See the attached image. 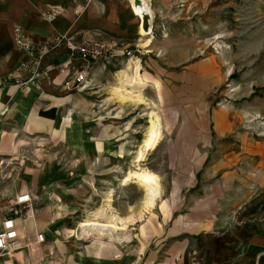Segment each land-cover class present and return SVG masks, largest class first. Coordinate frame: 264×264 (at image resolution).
Wrapping results in <instances>:
<instances>
[{
    "label": "rangeland",
    "instance_id": "374dc122",
    "mask_svg": "<svg viewBox=\"0 0 264 264\" xmlns=\"http://www.w3.org/2000/svg\"><path fill=\"white\" fill-rule=\"evenodd\" d=\"M148 3L150 52L135 47L137 34L123 41L129 56L100 69L96 86L85 95L63 98L61 116L55 109L50 121L27 137L25 142L34 145L15 154L23 164L0 184L4 199L26 187L36 199V216L21 230L30 246L23 252L24 264L52 263L56 250L47 235L71 247L70 255L109 254L117 264H235L215 260L204 243H236L237 237L246 240L263 229L264 217L258 214L264 211V0ZM132 58L138 59L146 84L140 91L146 105L121 104L112 96L114 73ZM70 110L71 118L64 119ZM151 111L159 118L162 137L140 166L159 177L162 194L140 215L142 191L133 184L120 187V181L132 169ZM41 172L53 174L54 180L32 187L27 177ZM49 188V202L74 211L54 218V223H67V230L47 229L54 227L43 210ZM110 191L108 205L116 215L132 217L125 239H81L82 220L106 205ZM37 231L46 235L40 247L33 242ZM231 252H242L238 242Z\"/></svg>",
    "mask_w": 264,
    "mask_h": 264
},
{
    "label": "crops",
    "instance_id": "0c3cea01",
    "mask_svg": "<svg viewBox=\"0 0 264 264\" xmlns=\"http://www.w3.org/2000/svg\"><path fill=\"white\" fill-rule=\"evenodd\" d=\"M138 24V18L132 14L129 0H0V155L11 156L22 153V146L34 145L25 142L28 140L27 137L31 133L37 132L38 125H46L50 121L49 118H52L55 109L59 116L63 105L66 104V100L63 98L71 96L59 89L60 78L55 77L48 81H42L38 88H29L28 90H19L4 83L7 73L26 59V56L14 45L13 27L15 25H18L26 36L34 40H44L69 33L77 41H109L113 38L128 41L136 37ZM60 53L61 51H54L49 54L45 63L55 62ZM100 69L97 68L99 72ZM58 122L63 125L68 124L61 122L59 118ZM59 133L64 135L62 134L64 130H60ZM65 133L68 137L71 134L69 130H66ZM27 180L34 184L32 187H45L47 183L54 180V177L53 174L41 172L34 175L33 178L27 177ZM65 180L66 182L72 181L68 178ZM257 180L260 181L261 178L259 180L258 177ZM25 189L27 190L24 191L32 193L28 187ZM14 190L17 189L13 188L12 191ZM48 192H50V188L43 198L46 202V208L43 210H45L44 214L47 218L50 217V224L53 223L54 227L50 225L47 229L52 233L56 230V232H60L62 229L67 230V223H54V218H64L74 211L65 207L58 208L54 201L49 202ZM49 203L54 205L50 209L48 208ZM261 206L264 208V200ZM258 216L264 217V211L259 212ZM262 228L252 238L246 240L236 238L239 248L242 247V252H238V254L231 252V249L237 244L232 240H227V243L223 244L212 243L213 241L205 242L204 246L207 248L206 250L211 251L215 260L217 258L224 259L223 261L229 263L235 261V264H264V225ZM62 234L64 233L58 235ZM47 236L53 241L56 250L54 253L52 251L53 256L50 255L53 260L51 264H117L116 259L109 254L97 256L80 252L70 255L71 247L60 243L55 235ZM198 245H201V242ZM29 247L27 251H29ZM50 247L53 249L51 245ZM24 257L21 251L15 253V258L20 259L22 264L25 261ZM14 264H18V262Z\"/></svg>",
    "mask_w": 264,
    "mask_h": 264
},
{
    "label": "built area",
    "instance_id": "2783aa9c",
    "mask_svg": "<svg viewBox=\"0 0 264 264\" xmlns=\"http://www.w3.org/2000/svg\"><path fill=\"white\" fill-rule=\"evenodd\" d=\"M13 41L26 59L7 73L4 83L19 90L38 88L42 81L55 77L60 78L59 89L64 93L85 95L96 86L97 75L100 73L97 68L117 65L129 56L121 38L77 41L72 34L66 33L34 40L15 25ZM54 51H61L60 56L55 62L46 64L47 56ZM31 151L36 150L32 148ZM20 160L15 155H0L1 185L3 181L10 180L21 167L23 161ZM3 202H6V206H0V264H14L17 262L16 252L27 254L28 248L21 230L26 221L36 216V199L32 193L22 190L5 199L0 196V205ZM33 242L37 247L44 245L45 234L42 231L35 232Z\"/></svg>",
    "mask_w": 264,
    "mask_h": 264
},
{
    "label": "bare ground",
    "instance_id": "6f19581e",
    "mask_svg": "<svg viewBox=\"0 0 264 264\" xmlns=\"http://www.w3.org/2000/svg\"><path fill=\"white\" fill-rule=\"evenodd\" d=\"M132 14H134L139 21L137 28L138 39L135 47L143 50L145 54L150 51L151 44V20L152 11L148 0H129ZM146 27V30L143 28ZM217 49V48H216ZM140 63V62H139ZM130 73V74H129ZM116 86L113 88L112 96L121 104L123 103H137V105H146V100L141 97L140 91L146 86L144 80L140 75V65L138 59L132 58L127 61L126 65L114 73ZM127 86V88L125 87ZM137 90V92H134ZM156 112V111H155ZM154 111L146 114L147 127L145 129L142 140L136 146L133 158L131 161V168L125 172L120 181V187H125L128 184L137 186L142 191L140 200V215L145 214L151 210L156 200H159L161 193V186L159 177L153 172L142 168L140 165L144 161L145 156L153 151L161 141L160 123L157 114ZM72 111L70 110L64 119L71 118ZM162 130V129H161ZM112 191L106 194V205L102 206L98 211L92 212L87 218L82 220V225L79 230L81 237H94L96 241L102 242L106 240L107 243H114L125 239V226L132 220V217L119 218L116 212L111 208ZM161 200V199H160ZM103 207H107L104 213ZM131 225V224H130ZM127 227V226H126ZM17 260V259H16ZM20 264V259L17 260Z\"/></svg>",
    "mask_w": 264,
    "mask_h": 264
},
{
    "label": "water",
    "instance_id": "95a60500",
    "mask_svg": "<svg viewBox=\"0 0 264 264\" xmlns=\"http://www.w3.org/2000/svg\"><path fill=\"white\" fill-rule=\"evenodd\" d=\"M143 29L146 30V27H144Z\"/></svg>",
    "mask_w": 264,
    "mask_h": 264
}]
</instances>
